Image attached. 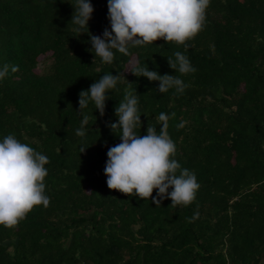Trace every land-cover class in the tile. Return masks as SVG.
Listing matches in <instances>:
<instances>
[{
	"label": "trees",
	"instance_id": "obj_1",
	"mask_svg": "<svg viewBox=\"0 0 264 264\" xmlns=\"http://www.w3.org/2000/svg\"><path fill=\"white\" fill-rule=\"evenodd\" d=\"M75 2L0 0V67L19 68L0 80V141L12 134L48 157L50 198L18 225H0V264H264V0H210L187 49L161 39L130 47L131 56L114 50L112 64L95 57L88 33L72 30ZM90 2L89 30L102 37L108 0ZM177 51L196 72L170 68ZM130 61L188 87L161 93ZM120 72L127 80L110 90L105 114L89 101L86 136H77L79 93ZM126 89L138 96L140 135L149 124L159 132L160 113H175L173 159L200 184L191 205L157 207L108 187L107 152L121 142L108 125Z\"/></svg>",
	"mask_w": 264,
	"mask_h": 264
},
{
	"label": "clouds",
	"instance_id": "obj_2",
	"mask_svg": "<svg viewBox=\"0 0 264 264\" xmlns=\"http://www.w3.org/2000/svg\"><path fill=\"white\" fill-rule=\"evenodd\" d=\"M70 4L75 9L70 21L75 25L72 30L79 36L88 33L95 57H100L105 64H112L115 51L131 56L130 47H142L161 39L184 45L187 49L186 42L205 26L210 0H108L111 29L105 28L102 37L91 34L89 30L94 12L90 0H76L75 4ZM174 57H167V60L176 73L187 75L197 71L181 52H175ZM130 64V72L135 76L159 81L158 91L161 93L175 89L176 93L182 94L188 87L176 74L161 75L136 61H130ZM10 67L12 72L19 70L18 66L3 65L0 67V80L8 76ZM125 79L121 72L119 75L105 74L88 90L79 93L82 121L81 127L76 130L77 136H86L89 116L83 113V109L87 108L89 101L94 102L95 109L103 116L110 90L116 89L118 82ZM115 114L118 122L110 123L108 127L121 142L107 152L104 172L108 187L128 196L150 199L157 207L165 199H171L170 207L191 205L196 200L200 184L194 172L181 168L173 159L177 149L168 128L169 120L175 117V113L171 116L160 113L155 118L161 126L159 132L149 124L147 134L140 135L137 129L143 124L138 96L126 89ZM183 127L184 122L177 125L178 129ZM86 149L82 147L81 153ZM48 163L46 155L20 142L15 135L9 134L0 141V225L14 227L35 206H49L50 198L45 194V178L48 175L45 165ZM154 190H158L156 197H153ZM197 218L198 213L189 222Z\"/></svg>",
	"mask_w": 264,
	"mask_h": 264
}]
</instances>
